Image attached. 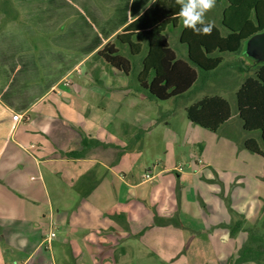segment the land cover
<instances>
[{
    "label": "rangeland",
    "instance_id": "rangeland-1",
    "mask_svg": "<svg viewBox=\"0 0 264 264\" xmlns=\"http://www.w3.org/2000/svg\"><path fill=\"white\" fill-rule=\"evenodd\" d=\"M106 1L94 0L102 21L113 14ZM224 5V0L213 2L204 13V20L215 8ZM45 7L41 3L39 8ZM215 14L217 17V12ZM171 30L173 32L166 30L165 34L179 55L183 49L178 43L179 26ZM29 40L33 42L34 37L30 36ZM54 40L47 37L45 41L51 45L43 46L50 62L44 64L43 57L38 60L47 68L40 70L47 83L58 78H63L64 82L69 79L61 87L82 97L93 85L105 89L106 81L112 88L106 90V97L99 92H89L84 98L92 102L90 112L95 108L109 113L107 128L111 133L118 136L122 131L126 140L129 137L127 149L124 144L119 145L114 168L124 170L128 179L133 174L135 182L140 181L133 188L136 201L123 206L132 208L131 221L139 230L131 234L121 229L123 232L117 237L112 228L104 229L103 233L99 228L101 223L94 220L93 215L91 220L68 218L64 224L46 219L40 225L41 232L47 236L53 231L54 236L49 247L44 245L41 249L47 259L45 264H234L232 260L247 240L244 230L247 226L264 235L261 213L264 157L246 149L243 140L252 136L260 145L262 143L257 131L242 128L235 97L241 80L254 69L253 60L245 53V42L239 51L223 52L222 62L214 70L199 72L197 80L183 94L158 100L149 98L140 88L136 78L139 64L133 63L131 72L126 75L98 60L93 53L78 70L70 71L77 54H64L62 48L60 56L54 50ZM126 56L133 62L139 58V55ZM34 74L37 76L36 71ZM211 94L226 98L231 110L230 118L216 131L195 124L186 116L188 105ZM62 110L57 111L62 113ZM73 124L81 135L84 126ZM144 173L153 177L145 179ZM65 200L68 205H75V197ZM167 217L178 219L179 224H161L164 222L161 219ZM154 218L159 224H154ZM238 219H244V223L232 234ZM112 223L126 227L129 224L127 218L126 221L114 218ZM97 234H109V237L103 236L102 240ZM259 264H264V254Z\"/></svg>",
    "mask_w": 264,
    "mask_h": 264
},
{
    "label": "crops",
    "instance_id": "crops-1",
    "mask_svg": "<svg viewBox=\"0 0 264 264\" xmlns=\"http://www.w3.org/2000/svg\"><path fill=\"white\" fill-rule=\"evenodd\" d=\"M43 1L0 0V264H45L41 249L46 234L40 225L46 219L64 224L68 218L91 220L93 215L103 233L112 228L117 237L123 231L134 234L139 230L131 221L132 208L123 206L136 201L133 188L140 181L135 182L133 174L128 179L124 170L114 168L119 145L127 149L126 137L122 131L118 136L111 133L109 113L95 108L90 112L92 102L84 98L89 92L106 97V90L112 88L106 81L105 89L93 85L82 97L61 87L69 79L47 83L40 70L47 69L43 65L50 62L44 54L47 49L43 50L49 44L47 37L55 38L54 50L60 56L62 48L64 54H77L69 70H78L153 0H107L113 14L104 21L94 0ZM41 3L46 7L40 9ZM222 9L215 8L204 22L218 24ZM178 26L180 34V18L176 26L166 28L167 33ZM178 43L183 48L179 55L171 47L185 58L187 46L179 35ZM41 57L43 65L38 61ZM60 108L62 113L57 111ZM14 113L21 118L14 120ZM73 123L84 126L81 135ZM82 135L107 144L90 146L80 158L67 157V151L83 148ZM73 197L75 205H68L65 199ZM107 210L124 213L128 226L113 224ZM103 236L97 234L99 239Z\"/></svg>",
    "mask_w": 264,
    "mask_h": 264
},
{
    "label": "trees",
    "instance_id": "trees-1",
    "mask_svg": "<svg viewBox=\"0 0 264 264\" xmlns=\"http://www.w3.org/2000/svg\"><path fill=\"white\" fill-rule=\"evenodd\" d=\"M224 3L218 24L204 22L205 25L211 24L208 34H196L181 24L179 40L187 46L185 58L177 56L165 34L166 28L176 26L180 18L179 0H155L116 33L111 41L105 43L96 55L126 75L131 72L133 63L139 64L137 82L149 98L166 100L179 96L193 85L199 72L203 74L217 68L222 62L223 52L239 51L247 37L264 29V0H224ZM126 54L139 55V58L133 62ZM251 59L254 69L241 80L235 91L236 107L242 128L257 131L262 143L261 146L256 138L250 136L243 140L244 147L264 157V63ZM186 116L191 122L216 131L230 118L231 110L226 98L211 94L188 105ZM81 142L83 148L69 150L65 155L80 158L90 146L107 144L84 135ZM84 178L87 179L86 176ZM261 213L264 222V207ZM105 214L113 219L120 218L121 221L126 218L124 213L112 210H107ZM156 218L154 224H159ZM161 220L164 221L161 224H179L178 219L170 217ZM242 221L244 219L236 221L232 234L240 230L244 223ZM244 230L247 240L232 261L234 264L249 261L259 264L264 254V235L255 232L252 227L247 226Z\"/></svg>",
    "mask_w": 264,
    "mask_h": 264
},
{
    "label": "clouds",
    "instance_id": "clouds-1",
    "mask_svg": "<svg viewBox=\"0 0 264 264\" xmlns=\"http://www.w3.org/2000/svg\"><path fill=\"white\" fill-rule=\"evenodd\" d=\"M181 24L184 28H190L196 34H208L211 24H204V13L212 7L214 0H179ZM197 25H200L198 27Z\"/></svg>",
    "mask_w": 264,
    "mask_h": 264
},
{
    "label": "water",
    "instance_id": "water-1",
    "mask_svg": "<svg viewBox=\"0 0 264 264\" xmlns=\"http://www.w3.org/2000/svg\"><path fill=\"white\" fill-rule=\"evenodd\" d=\"M243 42L246 55L258 63H264V29L251 34Z\"/></svg>",
    "mask_w": 264,
    "mask_h": 264
},
{
    "label": "built area",
    "instance_id": "built-area-1",
    "mask_svg": "<svg viewBox=\"0 0 264 264\" xmlns=\"http://www.w3.org/2000/svg\"><path fill=\"white\" fill-rule=\"evenodd\" d=\"M12 118L14 119V120H18V119H20L21 118V116L19 115V114H17V113H14L13 114V116H12ZM144 176H145V178H149L150 177V175L148 174V173H144ZM54 236V232L53 231H51L45 238H44V243H45V246L46 247H49V245H50V243H51V240H52V237Z\"/></svg>",
    "mask_w": 264,
    "mask_h": 264
}]
</instances>
